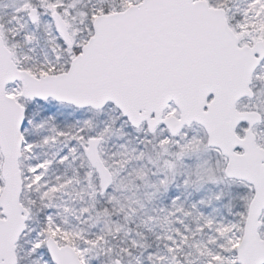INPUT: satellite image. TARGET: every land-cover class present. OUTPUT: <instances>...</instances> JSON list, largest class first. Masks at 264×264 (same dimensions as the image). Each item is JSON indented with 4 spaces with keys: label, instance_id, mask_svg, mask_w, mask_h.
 Returning <instances> with one entry per match:
<instances>
[{
    "label": "snow or ice",
    "instance_id": "obj_1",
    "mask_svg": "<svg viewBox=\"0 0 264 264\" xmlns=\"http://www.w3.org/2000/svg\"><path fill=\"white\" fill-rule=\"evenodd\" d=\"M0 264H264V0H0Z\"/></svg>",
    "mask_w": 264,
    "mask_h": 264
}]
</instances>
